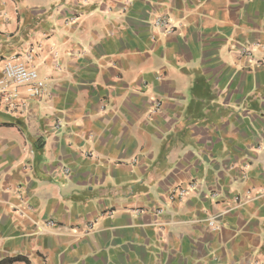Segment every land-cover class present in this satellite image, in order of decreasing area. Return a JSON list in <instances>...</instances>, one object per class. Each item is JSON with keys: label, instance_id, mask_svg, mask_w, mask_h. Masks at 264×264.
<instances>
[{"label": "crops", "instance_id": "crops-1", "mask_svg": "<svg viewBox=\"0 0 264 264\" xmlns=\"http://www.w3.org/2000/svg\"><path fill=\"white\" fill-rule=\"evenodd\" d=\"M12 55L0 264H264V0H0Z\"/></svg>", "mask_w": 264, "mask_h": 264}, {"label": "built area", "instance_id": "built-area-1", "mask_svg": "<svg viewBox=\"0 0 264 264\" xmlns=\"http://www.w3.org/2000/svg\"><path fill=\"white\" fill-rule=\"evenodd\" d=\"M153 25L161 27L165 31H171V23L165 16H159L153 21ZM239 52L245 56H250L251 51L248 47H241ZM45 82L39 76L35 67L19 60L17 55H12L5 59L2 73L0 76V105L6 110L24 106V101L20 98L21 92L26 98H42L45 95ZM59 129V125H56ZM187 194L186 188L174 186L167 195L168 202L175 198L181 199ZM158 214L164 212L163 206L156 209ZM51 225L52 222L48 221ZM210 225L214 226L212 221Z\"/></svg>", "mask_w": 264, "mask_h": 264}, {"label": "trees", "instance_id": "trees-1", "mask_svg": "<svg viewBox=\"0 0 264 264\" xmlns=\"http://www.w3.org/2000/svg\"><path fill=\"white\" fill-rule=\"evenodd\" d=\"M16 259H20V258L17 257ZM14 261H15V260H14Z\"/></svg>", "mask_w": 264, "mask_h": 264}]
</instances>
